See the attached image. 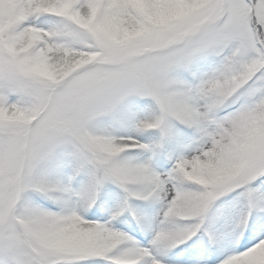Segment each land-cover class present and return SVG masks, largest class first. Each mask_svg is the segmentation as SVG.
Returning a JSON list of instances; mask_svg holds the SVG:
<instances>
[{
  "label": "snow or ice",
  "instance_id": "6c2138e0",
  "mask_svg": "<svg viewBox=\"0 0 264 264\" xmlns=\"http://www.w3.org/2000/svg\"><path fill=\"white\" fill-rule=\"evenodd\" d=\"M0 264H264V0H0Z\"/></svg>",
  "mask_w": 264,
  "mask_h": 264
}]
</instances>
